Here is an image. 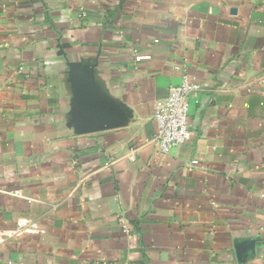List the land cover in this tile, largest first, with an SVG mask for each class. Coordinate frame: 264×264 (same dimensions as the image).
Instances as JSON below:
<instances>
[{"label":"crops","instance_id":"0c3cea01","mask_svg":"<svg viewBox=\"0 0 264 264\" xmlns=\"http://www.w3.org/2000/svg\"><path fill=\"white\" fill-rule=\"evenodd\" d=\"M0 228V264H264V0H0Z\"/></svg>","mask_w":264,"mask_h":264},{"label":"built area","instance_id":"2783aa9c","mask_svg":"<svg viewBox=\"0 0 264 264\" xmlns=\"http://www.w3.org/2000/svg\"><path fill=\"white\" fill-rule=\"evenodd\" d=\"M175 69L181 73L180 82L171 85L166 96L157 100L154 105L156 126L153 140L162 154L173 152L174 149L190 138L191 131L188 129L187 124L190 108L189 98L199 89V85L193 80L186 67L176 66ZM129 158L133 159L134 155H129ZM196 162V160L191 161V163ZM27 223L28 221L25 219L18 222L20 227ZM17 233L18 229L6 230L0 228V244Z\"/></svg>","mask_w":264,"mask_h":264}]
</instances>
